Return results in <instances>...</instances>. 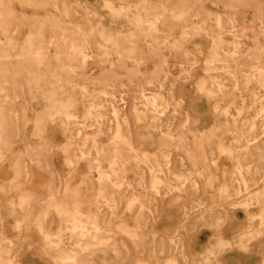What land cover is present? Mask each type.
I'll use <instances>...</instances> for the list:
<instances>
[{
    "label": "rangeland",
    "instance_id": "1",
    "mask_svg": "<svg viewBox=\"0 0 264 264\" xmlns=\"http://www.w3.org/2000/svg\"><path fill=\"white\" fill-rule=\"evenodd\" d=\"M0 264H264V0H0Z\"/></svg>",
    "mask_w": 264,
    "mask_h": 264
}]
</instances>
